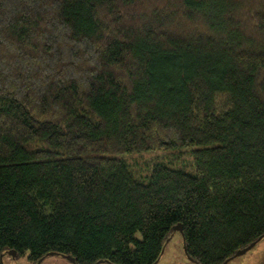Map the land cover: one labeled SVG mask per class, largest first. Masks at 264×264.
<instances>
[{
	"label": "trees",
	"instance_id": "obj_1",
	"mask_svg": "<svg viewBox=\"0 0 264 264\" xmlns=\"http://www.w3.org/2000/svg\"><path fill=\"white\" fill-rule=\"evenodd\" d=\"M177 224L196 264L264 235V0H0V257L156 264Z\"/></svg>",
	"mask_w": 264,
	"mask_h": 264
},
{
	"label": "rangeland",
	"instance_id": "obj_2",
	"mask_svg": "<svg viewBox=\"0 0 264 264\" xmlns=\"http://www.w3.org/2000/svg\"><path fill=\"white\" fill-rule=\"evenodd\" d=\"M191 148H181L173 150H159L146 152H133L123 154L121 158L130 164V169L139 178H146L154 163L163 162L172 167L182 168L188 173L194 172L191 164ZM3 264H37L28 260L27 254L11 257L5 255ZM38 264H72L65 256L50 255L46 256ZM108 264V263H100ZM156 264H195L184 253L183 239L178 231H173L163 249L162 255ZM227 264H264V238L245 254L235 257Z\"/></svg>",
	"mask_w": 264,
	"mask_h": 264
},
{
	"label": "water",
	"instance_id": "obj_3",
	"mask_svg": "<svg viewBox=\"0 0 264 264\" xmlns=\"http://www.w3.org/2000/svg\"><path fill=\"white\" fill-rule=\"evenodd\" d=\"M173 231H178L180 232V234H182V226L181 224H177L173 227ZM264 238V235L260 236L256 241L250 243L248 246H246L245 248H242L240 250H238L232 257L228 258L227 260H225L222 264H227L230 260H232L233 258L235 257H238V256H241L243 254H245L247 251H249L251 248H253L259 241H261L262 239ZM183 250H184V253L186 254V249H185V246H184V243H183ZM163 252V251H162ZM7 255L11 256V257H15L16 256V252L14 250H11V251H8L7 252ZM50 255H56V253H53V252H50L47 254V256H50ZM65 256L72 264H75V261L72 257L70 256H67V255H63ZM3 256L0 257V264H3V260H2ZM43 260L40 259L38 260L37 264L40 263L41 261ZM191 260V259H190ZM103 261H98L96 262L95 264H100L102 263ZM108 263V262H106ZM109 264V263H108ZM196 264V263H195Z\"/></svg>",
	"mask_w": 264,
	"mask_h": 264
}]
</instances>
